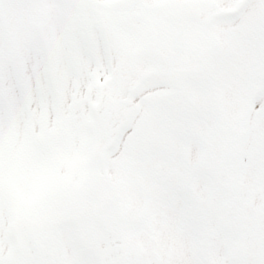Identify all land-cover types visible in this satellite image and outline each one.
<instances>
[{
  "label": "snow or ice",
  "instance_id": "snow-or-ice-1",
  "mask_svg": "<svg viewBox=\"0 0 264 264\" xmlns=\"http://www.w3.org/2000/svg\"><path fill=\"white\" fill-rule=\"evenodd\" d=\"M0 264H264V0H0Z\"/></svg>",
  "mask_w": 264,
  "mask_h": 264
}]
</instances>
